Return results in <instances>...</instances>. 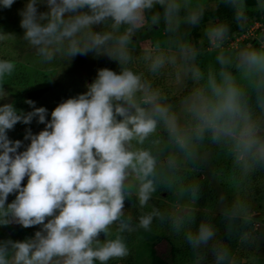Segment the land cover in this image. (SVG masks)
Segmentation results:
<instances>
[{"label": "clouds", "instance_id": "9594fccd", "mask_svg": "<svg viewBox=\"0 0 264 264\" xmlns=\"http://www.w3.org/2000/svg\"><path fill=\"white\" fill-rule=\"evenodd\" d=\"M16 2L0 0V10ZM222 2L238 23L246 21V0ZM258 7L264 9V0ZM18 15L24 41L43 62L57 55L68 61L104 56L119 71L98 68L84 92L50 112L31 99L24 101L29 111L11 101L0 103V228L36 229L24 239H0V264L126 259L131 250L125 234L151 232L153 222L163 219L150 203L162 187L193 202L198 198V185L175 187V173L205 144L226 148L242 179L264 172V38L259 47L249 45L234 55L220 51L207 69L197 63L200 52L190 42L176 39L175 47L165 51L157 41L146 58L149 71L158 74L180 63L192 82L172 104L130 67L134 38L161 23L170 36L182 25L198 26L202 6L192 8L188 0H25ZM229 33L228 24L218 23L205 34L219 48ZM15 68L12 60L0 59V101L7 94L5 77ZM34 121L43 129L34 133ZM17 124L27 126L22 140L9 136ZM162 141L169 146L167 155L154 150ZM133 198L136 223L126 211ZM223 216L227 237L238 249L259 248L264 233L249 200H234ZM171 230L183 232L203 259L210 255V264H250V257H238L211 220L173 217ZM251 264H259L254 255Z\"/></svg>", "mask_w": 264, "mask_h": 264}, {"label": "rangeland", "instance_id": "374dc122", "mask_svg": "<svg viewBox=\"0 0 264 264\" xmlns=\"http://www.w3.org/2000/svg\"><path fill=\"white\" fill-rule=\"evenodd\" d=\"M220 0H188L190 7H203V19L192 32V26L182 25L179 33L170 36L164 32L163 23L153 26L150 31H142L134 38V59L130 67L150 81L154 88L159 89L168 97V102L177 104L179 99L191 88L192 82L184 76L180 63L168 64L158 74H153L148 69L147 56L150 48L157 41L167 51L168 47H175L172 41L182 39L190 42L200 52L197 63L201 68L207 69L215 65V57L220 51L225 54H235L240 49L249 45L259 47L258 40L264 38V9L258 7V0H246V10L258 11L257 17H247L243 30H234L229 38L219 47H213L206 36L207 29L213 24L224 23L210 17L208 13L213 10ZM25 0H17L11 9L0 10V59H9L16 64L11 76L5 77L4 89L6 96L0 103L13 102L18 109L29 111V106L24 103L27 89L41 88L44 92L35 100L36 106H44L49 112L63 100L73 97L86 90V83H90L96 76V71L101 67H108L119 71L116 62L101 56H77L68 61L63 56L57 57L50 63L42 59L32 50L23 39V29L20 28L18 11L23 8ZM44 9L41 8V11ZM245 10V11H246ZM183 15V13H182ZM17 124L15 130L9 133L12 139H23L25 128ZM44 125L32 123V131L42 130ZM161 136H166L161 133ZM159 150L167 155L169 146L163 141L156 145L154 150ZM165 175L170 173L165 172ZM175 187L192 185L199 186V195L195 202L188 195H178L173 190L162 187L150 202L164 213L166 218L165 229H162L161 220L153 222L152 231L144 232L139 229L133 233H126V241L131 254L124 260H112L109 264H146L147 254L144 250V241L156 236H162L156 246L161 254L162 264H210L211 256L203 259V252L197 254L185 242L183 232L177 235L171 230L173 217H194L195 222L211 220L219 229L225 242L229 243L233 251L240 258H258L259 264H264V239L258 249H238L234 239L227 237V222L223 210L234 200L247 199L256 210L255 219L259 230L264 233V172L257 173L250 179H242L228 154L226 148L211 144L203 145L198 156L187 163L181 162L175 173ZM135 200L126 202V211L133 217L139 215L138 207H134ZM150 209H145L148 211ZM195 224L186 225L184 231ZM14 230H18L14 240L24 239L33 235L36 229H24L18 225L1 228L3 239Z\"/></svg>", "mask_w": 264, "mask_h": 264}, {"label": "trees", "instance_id": "16d2710c", "mask_svg": "<svg viewBox=\"0 0 264 264\" xmlns=\"http://www.w3.org/2000/svg\"><path fill=\"white\" fill-rule=\"evenodd\" d=\"M258 14L259 13L256 10H246V16L247 17H252V16L257 17ZM208 15L217 21H221V22L228 24L230 26V33L234 30L236 31V30H243L244 29L243 24L245 21H243L242 23H238L234 19L233 9L230 8L229 6H227L225 3H223L222 0L218 1L215 4L213 10L210 11L208 13ZM203 16L201 18V21L203 19ZM196 29H197L196 26H194V27L192 26V32H195ZM230 33H229V35H230ZM44 90L45 89L43 87L27 89L26 90L27 97H28L27 99H31V100L37 99L44 92ZM11 199H12V197L9 198V201ZM165 222H166V218L163 217V219H161L162 229L166 228ZM17 233H18V230L11 231L7 235V238H11L14 240ZM161 238H162V236H156V237H153L151 239H147L146 241H144V244H143L144 250L146 251L147 258H148L146 264H162L161 254L159 253V251L156 248V246L161 241ZM0 239H3L1 228H0Z\"/></svg>", "mask_w": 264, "mask_h": 264}]
</instances>
